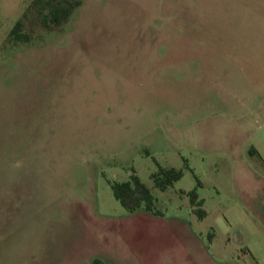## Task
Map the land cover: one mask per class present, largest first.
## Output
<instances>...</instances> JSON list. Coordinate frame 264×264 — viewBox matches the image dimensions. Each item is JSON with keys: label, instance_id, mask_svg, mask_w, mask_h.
I'll use <instances>...</instances> for the list:
<instances>
[{"label": "rangeland", "instance_id": "obj_1", "mask_svg": "<svg viewBox=\"0 0 264 264\" xmlns=\"http://www.w3.org/2000/svg\"><path fill=\"white\" fill-rule=\"evenodd\" d=\"M31 1L0 0V264H260L264 0H83L55 30ZM131 174L158 213L116 199Z\"/></svg>", "mask_w": 264, "mask_h": 264}, {"label": "trees", "instance_id": "obj_2", "mask_svg": "<svg viewBox=\"0 0 264 264\" xmlns=\"http://www.w3.org/2000/svg\"><path fill=\"white\" fill-rule=\"evenodd\" d=\"M83 4V0H32L28 5L24 16L33 13L48 30H55L67 23L75 10ZM25 18H19L11 28L8 39L10 42H28L31 35L25 30ZM183 170L175 167H164L159 164V169L151 174L156 187L166 190L180 180ZM111 188L114 196L129 211H136L144 203L148 210H154L155 197L151 189L141 181L137 174H131V179L122 182H112ZM194 211L200 218L207 214L202 205L204 200L199 198L196 190L188 192Z\"/></svg>", "mask_w": 264, "mask_h": 264}, {"label": "crops", "instance_id": "obj_3", "mask_svg": "<svg viewBox=\"0 0 264 264\" xmlns=\"http://www.w3.org/2000/svg\"><path fill=\"white\" fill-rule=\"evenodd\" d=\"M168 1V0H167ZM253 154H257L258 157L262 160L263 164H264V152L262 151H252ZM253 172V171H252ZM253 175V173H250ZM256 174L257 178L263 182H261V184H259V186H257L256 190H253V193H256L257 196V201H254V206L257 213V217L258 220L261 222L262 225H264V175L262 176L259 172L254 173ZM255 197V196H254ZM194 206V205H193ZM195 208V206H194ZM193 208V209H194ZM258 232L260 234V237L258 235V243H257V253L260 254H264V246H262L261 243H259L260 238H262V236L264 235V230L262 229H258ZM251 252L253 253V247L250 248ZM34 253V252H33ZM60 252L57 250H49V249H45L44 251H40L37 252V254H32L33 257L37 258L36 264H62V259H59L57 257H59ZM66 263V261H65ZM260 264H264V260H262L261 262H259Z\"/></svg>", "mask_w": 264, "mask_h": 264}]
</instances>
